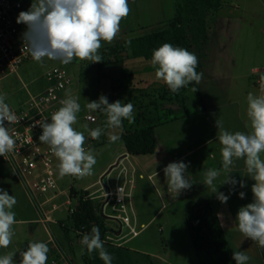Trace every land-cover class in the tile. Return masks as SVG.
Instances as JSON below:
<instances>
[{"label":"rangeland","instance_id":"1","mask_svg":"<svg viewBox=\"0 0 264 264\" xmlns=\"http://www.w3.org/2000/svg\"><path fill=\"white\" fill-rule=\"evenodd\" d=\"M256 2L257 0H222V10L215 14L210 32V48L199 60V64L202 62L208 68L213 65V69L221 77L219 82H206L199 86L205 104L212 106L209 113H193L195 107L200 105L198 95L191 91L193 86L184 88L176 95L162 80L156 79L151 61L143 58L129 59L126 47L122 46L124 40L129 38L127 36L116 39L111 44L102 42L103 46L99 51L103 61L99 63L74 59L72 63L64 65L59 61L47 58L43 63L33 59L27 61L17 73L9 75L0 83V94H6L5 102L17 107L25 102L31 94H37L46 88L45 75L52 68L63 66L72 73L76 81L72 91L79 98L81 105L77 123L73 127L77 131L84 132L86 137L84 147L94 149L97 163L94 165L91 176L60 178L57 169L59 160L56 158L58 183L65 190H69L71 187L77 190H86L91 186L90 192L98 191L96 195H102L104 184L110 183L114 186L120 170L126 167L130 179L127 182V192L131 193V196L126 199V205L132 221L139 218L138 228L140 229L141 223H147L159 212L163 205L162 201L169 204L172 199L173 194L167 190L164 173L150 176L155 172V169H158L161 164H167L174 160L176 156L191 151L204 139L215 135L217 133L216 118L222 119L224 127L230 131L235 132L244 130V128L250 130L246 97L250 92L256 95L263 94L259 92L258 88L260 87V76L264 75V17L255 18ZM31 3L32 0H23V11H27ZM116 55H120L119 58H123L125 61L110 64L101 70L97 68L98 64L114 61ZM146 74L153 76V80L145 81L144 75ZM255 83L258 88L255 87ZM101 95H105L108 100L112 99L113 102L121 100L122 103L134 105V123L129 124L127 120H124L123 129L119 132L120 136H122L125 127L140 128L156 125L160 119L172 120L182 114H187V112L192 114L187 120L178 122L174 120L159 126L157 128L158 147L155 154L141 155L136 160L131 159L130 156L124 158L121 164L105 177L103 184L101 178L110 167L106 171L105 169L117 155L124 152V142L120 139L115 143H109L107 133L110 130L107 128H105L104 135H101L98 140H93L88 132L81 127L87 124L89 129H95L98 126L104 128L106 116L99 110L91 112L85 107L87 102L98 100ZM162 95L164 98L161 97ZM237 105L239 106V119L234 113ZM217 107L222 109H216ZM88 114L96 116L97 120L92 122L86 119ZM216 144H220L219 140L211 147ZM44 146L48 147L46 144ZM199 154L207 156L204 157L205 160H210V156L215 157L218 152L215 147L206 148L196 152L189 159L194 160ZM122 155L118 156L116 162ZM182 161L187 163L186 159ZM124 175L123 171L121 184H124ZM0 188L5 189L17 199V204L13 208L16 213V221L39 218L34 214L33 205L23 188L20 187L15 173L8 167L0 168ZM96 202L99 203L98 213L101 214L103 200L98 198ZM172 210L173 207L169 204L168 209L164 210L162 215L159 213L154 222L139 237H135L127 244L124 242L132 237L131 235L125 236L129 230L125 229L123 233H118L121 231L119 223L115 226L111 224L113 229H117L115 230L117 237L114 236L115 244L104 243L105 249L129 247L143 252L155 251L158 243L159 246H162L163 232L160 231V224H163V218L173 212ZM112 213L115 214L110 206L106 209V214ZM55 218L57 222L50 224V237L68 251L72 264H85V258L99 256L95 251L91 254L87 253L80 243L81 239L77 233L72 229L67 231L61 226L60 222L63 219L72 228L66 212H58ZM44 236L47 238L48 234L44 232ZM157 238L158 242H155ZM28 239L29 237L23 238V243ZM5 253L7 250L1 248L0 255ZM132 255L135 260L134 264H150L148 255L140 252H134ZM14 259L16 264H19L20 259L17 255Z\"/></svg>","mask_w":264,"mask_h":264},{"label":"clouds","instance_id":"2","mask_svg":"<svg viewBox=\"0 0 264 264\" xmlns=\"http://www.w3.org/2000/svg\"><path fill=\"white\" fill-rule=\"evenodd\" d=\"M128 0H32L27 11H20L17 24H24L26 30L22 33L24 48L33 60L43 63L45 58L59 61L67 65L74 59L87 60L91 63L103 61L100 54L102 42L113 43L120 32L122 19L130 14ZM198 57L186 48L163 43L152 54L151 65L155 69L158 80H162L173 93L181 88H187L192 82L199 84L203 78L202 72H197ZM260 90L264 93V75L259 79ZM198 89L191 88L195 93ZM247 116L250 121V131H230L224 127L222 119L216 118V138L221 144V166L209 167L204 170L203 184L215 194L216 198L226 204L229 195L218 190L220 185H230L229 193L237 185L246 187L243 180H237L232 175L236 162L242 160L248 177L255 181L251 186L253 199L251 203L241 206L236 214L238 231L245 239L256 242L264 248V94L248 93ZM79 98L66 94L60 101L61 107L52 113L50 122L46 119L36 121L35 125L42 128L39 141L48 145L50 151L58 158V176H73L84 178L93 175L97 163L94 149L85 148L84 132L77 131L73 125L77 123L81 111ZM6 94H0V156H6L15 150L17 141L10 125L18 123L17 115L5 102ZM86 109L95 112L99 110L106 116L104 128L89 129L82 125L93 140H98L105 134L109 143L121 139L119 134L123 129V121L134 123L135 109L132 103H122L116 100L109 103L105 95L98 100L87 102ZM8 122L9 126H5ZM189 163L175 161L163 168L167 180V190L175 198L188 191L193 186L189 178ZM223 173V181L217 185L215 181ZM158 175V173H156ZM107 195V193H106ZM117 200H123L127 195L124 187L115 190ZM239 198L244 199L246 193L239 192ZM17 199L3 188H0V248L7 249L14 236L13 225L17 223L13 211ZM219 215V214H218ZM223 227V224H222ZM80 243L86 247L89 254L98 252L104 264H112L113 256L105 249L98 226H93L90 233L82 235ZM50 249L44 242L31 241L27 249L19 251V264H47ZM16 251L0 255V264H16ZM232 259L236 264H248L251 257L244 251H233Z\"/></svg>","mask_w":264,"mask_h":264},{"label":"crops","instance_id":"3","mask_svg":"<svg viewBox=\"0 0 264 264\" xmlns=\"http://www.w3.org/2000/svg\"><path fill=\"white\" fill-rule=\"evenodd\" d=\"M128 3L130 5L131 11L126 18L122 19L120 24V32L117 34L116 39L126 36L127 37L138 36L155 30L169 28L170 23L175 16V0H128ZM221 4H223L222 0H221ZM221 10L222 7L218 11H215L213 15H211V18L209 20V30L207 34V40L205 41L202 56H204L207 50H209L210 48V44H211L210 32L212 30L211 26L215 14H217ZM260 17H264V0H257L255 4V18H260ZM200 66L201 68L199 72L203 73V78L199 83V86H202L206 82L207 83L219 82L221 78L220 74H218L213 69V65L210 68H208L205 64L201 62ZM144 80L145 81L153 80V76L146 74L144 75ZM255 87H257L256 83H255ZM258 89L259 92H261L260 87ZM206 107H207L206 110L203 112L209 113L212 110V106L206 104ZM235 107L236 109L233 108L235 111L234 113L236 115V118L239 119L240 118L239 106L237 105ZM216 109H222V108L217 107ZM191 114L192 113L190 112L185 115L182 114L177 117L175 122L184 119L187 120L188 118L191 117ZM158 127L159 126H157L155 130L156 148L154 153H152L153 155L157 151V147H158V137H157ZM238 131L248 132L250 130L244 128V130L242 129ZM217 141L218 139L216 138V133H215V135H213L212 137L204 139L203 142L200 145H198L196 148L182 155H178L175 157L174 160L170 161V162H175L186 159L187 163H189L190 165L188 168L189 169L188 176L194 183L190 190L181 193L178 197L175 198L174 194L172 195V199L170 200L169 204L173 207L172 210L173 212L168 213L163 218L162 221L163 224H160V231L163 232L162 242H161L162 246H159L158 243V246L156 247L157 249L152 252H143L133 248H129V247L127 248H129L133 252H140L142 254L148 255L149 257H151V259L154 262L158 264H236V262L232 259L233 251H244L247 255H249L251 259L249 260L248 264H264V248H260L256 242H253L250 239H245L242 236V234L238 231L237 221L235 220L239 208L248 203H251L253 199L251 186L252 184L255 183V181L252 180L250 177L246 176L247 173L243 161L240 160L236 162V166L233 167L232 173L230 175H232L238 181L243 180L246 184V187L240 188L239 185H237L235 190L230 194L229 193L230 185L224 184L218 186L219 191L223 192L225 195H229V199L226 204H222L216 198L215 194L211 193V190L202 183L205 169L209 167L219 168L221 166V159H222L220 153V148L222 147L221 144H216L215 146L211 147V145ZM213 147H215L218 154L215 157L211 155L210 160H205L204 157L207 156L204 155L202 156L201 154H199L197 158L194 160L189 159L192 155L196 154V152L200 150L201 151L205 150L206 148L211 149ZM120 155H122L121 157H123V159L130 156L131 159L136 160L139 159L140 157L128 153L124 144V152L117 155L115 159L109 163L105 171L116 162V159ZM167 164H161L160 167L158 169H155V172L152 173L150 176L153 177L154 175H156V173H158V175L163 174V168ZM125 168L126 167H123L120 170L119 175L117 177V180L119 178L120 182H121V176L123 175V171L125 170ZM223 179H224V175L222 173L221 176L215 181V183L219 185L223 181ZM124 183H125V177H124ZM240 191H244L246 193L244 199L239 198L238 194ZM128 198L129 197H127V199ZM206 201L211 203L215 214L218 216L221 222V225L223 224V229L228 239L227 249L217 254H211V255L200 253L195 249L186 223L187 213L196 206ZM162 203L163 205L159 210V212L147 223L144 222L141 223L140 229L138 228V223L140 222V220L139 218L137 219L135 218L137 222V229L140 230V234L154 222V219L158 217L159 213L162 215L163 211L168 209L169 204H166L164 201H162ZM126 204H127V200H126ZM31 205L33 204L31 203ZM33 208L35 211L34 214H36V216L39 218L18 220L17 223L12 226L13 231L15 233L12 238V242L9 245V247L5 249L7 250V252L16 251V255L19 257V259H20L19 251L26 250L28 243L31 241L44 242L48 245L49 249H51L52 247V245L49 243V241L53 239L52 237H50L51 223L45 224L41 222L40 215L37 212L34 205ZM25 224H29V225H25ZM44 232L47 233L48 237L50 238L48 237L46 238L44 236ZM140 234L136 237H139ZM152 235L151 237H153ZM28 237L29 239L25 243H23V238H28ZM134 238H131L125 241L124 243L127 244L129 241L133 240ZM153 238L156 237L154 236ZM155 242H158V238L155 240ZM22 243L24 244L23 246ZM57 244L63 247V245H61L60 243Z\"/></svg>","mask_w":264,"mask_h":264},{"label":"built area","instance_id":"4","mask_svg":"<svg viewBox=\"0 0 264 264\" xmlns=\"http://www.w3.org/2000/svg\"><path fill=\"white\" fill-rule=\"evenodd\" d=\"M23 8V0H0V83L9 75L17 73L27 61L33 59L24 48L22 39L26 26L16 23V18ZM45 79L47 86L44 90L31 94L17 107L9 104L19 120L18 123L10 125L17 146L5 157L0 156V168L8 167L15 173L21 187L39 213L40 221L45 224L57 222L55 216L60 211L72 217L77 212L81 200L96 202L98 198H102L103 205L100 206L101 214L106 215L104 216L105 224L115 226L119 223L121 233L125 229L129 230L125 236L131 235V238L138 236L140 230L137 229L136 219L132 221L126 205L127 197L131 196V193L127 192V182L130 179L126 168L125 183L121 184L118 178L114 186L110 183L104 184L102 195H96L98 191L90 192V187L86 190L75 189L76 192L73 191V187L69 190L60 187L56 157L49 147H45L39 141L42 128L39 125H33L36 121L44 119L50 122L52 113L61 107L60 101L66 98V94L76 96L72 91L76 81L73 74L63 66L49 70ZM78 102L80 103L79 100ZM85 118L92 122L97 120L96 116L90 114ZM5 126H9L8 122H5ZM121 185L127 195L123 200L118 201L115 190ZM110 206L115 214H106V209ZM114 236L117 237L115 232L108 234L103 242L115 244ZM49 243L52 247L48 253L47 264H72L67 251L62 246L54 239H51Z\"/></svg>","mask_w":264,"mask_h":264},{"label":"trees","instance_id":"5","mask_svg":"<svg viewBox=\"0 0 264 264\" xmlns=\"http://www.w3.org/2000/svg\"><path fill=\"white\" fill-rule=\"evenodd\" d=\"M222 7L221 0H175V16L170 23L169 28L155 30L138 36L129 37L124 40L122 46L126 47L127 57L129 59L143 58L151 61L152 54L163 43H170L173 46L186 48L194 52L200 60L202 51L207 40L209 30V18ZM116 55L114 61H107L98 64L97 68L101 70L113 63H123L125 59ZM200 64L196 69L200 71ZM189 86L197 88L196 94L199 97L200 105L195 107L193 113H199L206 110L199 84L192 82ZM181 88L179 91L183 90ZM117 92V89H115ZM176 93V95H178ZM164 98V96H161ZM113 102L112 99L109 103ZM189 113V112H187ZM160 119L156 125L143 126L140 128H127L121 136L127 152L131 155L141 156L152 154L156 148V127L176 120ZM75 191V188H73ZM99 204V203H98ZM98 204L92 200H81L77 212L68 217L72 224L69 227L65 220H61V226L67 230L75 231L81 239L84 233H90L91 228L98 226L100 237L103 241L110 233L115 232L111 225L105 224L106 218L98 213ZM186 223L195 249L206 255L217 254L228 247L227 235L221 225L218 216L215 214L210 202L206 201L196 206L186 215ZM87 252L86 247L84 246ZM112 256V264H134L135 260L129 248H110L107 250ZM88 253V252H87ZM150 264H158L151 257ZM85 264H104L99 256L94 258H85Z\"/></svg>","mask_w":264,"mask_h":264},{"label":"water","instance_id":"6","mask_svg":"<svg viewBox=\"0 0 264 264\" xmlns=\"http://www.w3.org/2000/svg\"><path fill=\"white\" fill-rule=\"evenodd\" d=\"M122 159H123V157H120V158L117 160V162H115L112 166H110V168L105 172V174H104V175L102 176V178H101V181H102L103 184H104V179H105V177H106L107 175H109V174L112 172V170H113L114 168H116V167H118V166L120 165ZM112 223H113V225H115V222H114V221H113ZM120 232H121V231H119L118 233H120Z\"/></svg>","mask_w":264,"mask_h":264}]
</instances>
